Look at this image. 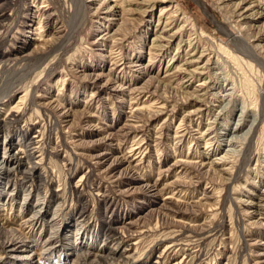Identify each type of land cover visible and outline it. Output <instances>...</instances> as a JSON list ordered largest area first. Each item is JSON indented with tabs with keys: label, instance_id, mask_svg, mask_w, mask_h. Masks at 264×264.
I'll use <instances>...</instances> for the list:
<instances>
[{
	"label": "rangeland",
	"instance_id": "obj_1",
	"mask_svg": "<svg viewBox=\"0 0 264 264\" xmlns=\"http://www.w3.org/2000/svg\"><path fill=\"white\" fill-rule=\"evenodd\" d=\"M150 1L0 0V264H264V0Z\"/></svg>",
	"mask_w": 264,
	"mask_h": 264
},
{
	"label": "bare ground",
	"instance_id": "obj_2",
	"mask_svg": "<svg viewBox=\"0 0 264 264\" xmlns=\"http://www.w3.org/2000/svg\"><path fill=\"white\" fill-rule=\"evenodd\" d=\"M111 1L119 3V4H117V6L120 5L119 7H121V6H123V3H128L130 0H111ZM151 1L148 2V4L152 3ZM159 1H163V0H159ZM37 23L38 24L40 23V20L38 19V17H37ZM168 24L169 23H167L165 25L167 26ZM161 47L162 46H157L156 48L155 47L154 48L155 49H157V48L160 49ZM14 111H12V113H15ZM13 117H14V114H12L11 117L6 122L5 121L3 122L2 120H0V124L1 123H2V125L5 124V123L7 124L9 121H11L13 119ZM26 135H27L26 131H22L21 135L19 134V137L25 138ZM38 138H40L38 135H34L26 144H24L23 146L21 145V147L19 146V148L15 152H12V147H11L12 144H9V143L6 144V147L3 149L4 150V155L2 157V162L0 163V180H5V183L9 184V183L12 182V180L10 178L12 176L16 175V176H18V180H17V182L15 181V184H14L15 186L18 183H20V184H26V183L33 184L34 183V181H35V179L37 177V175H36V170H37L36 165H37V163H34L33 166L27 167L28 170H26V171H22V168L26 167L27 164H30V160L33 159L34 154L36 152V150H35L36 148L34 147V145L38 144ZM206 146H207V143H205V147ZM27 162H29V163H27ZM37 213L38 212L36 211V216L38 217L37 220H40L41 216H39ZM14 242L15 241H13V240H7V241H4L1 244L5 248V247L12 246L14 244ZM48 242H50V240H48ZM17 249H11L10 251H13V250L17 251ZM44 250L47 253V250L46 249H44ZM49 254H51L50 251H49L48 255ZM88 256H89V254H85L84 257H82V260L86 261ZM97 258H98L97 261H96L97 264H100L99 262L106 263V261H107V257H104L102 255H98ZM110 259L114 260V258H110Z\"/></svg>",
	"mask_w": 264,
	"mask_h": 264
}]
</instances>
